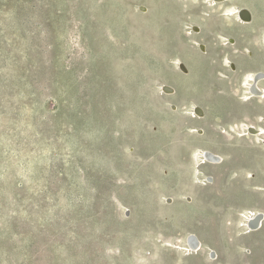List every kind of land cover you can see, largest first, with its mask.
Wrapping results in <instances>:
<instances>
[{
	"label": "rangeland",
	"instance_id": "374dc122",
	"mask_svg": "<svg viewBox=\"0 0 264 264\" xmlns=\"http://www.w3.org/2000/svg\"><path fill=\"white\" fill-rule=\"evenodd\" d=\"M263 39L264 0H0V264H264Z\"/></svg>",
	"mask_w": 264,
	"mask_h": 264
},
{
	"label": "bare ground",
	"instance_id": "6f19581e",
	"mask_svg": "<svg viewBox=\"0 0 264 264\" xmlns=\"http://www.w3.org/2000/svg\"><path fill=\"white\" fill-rule=\"evenodd\" d=\"M214 1H217V0H214ZM218 1H223V0H218ZM245 11L246 12V15H242L241 12ZM242 15V16H241ZM247 16V17H245ZM239 18L242 20V21H252L254 16H253V13L250 9H247V8H243L241 11H240V14H239ZM197 27H195L196 29ZM231 42V40H229V43ZM179 64H181L182 66H185V71H186V74H189L190 72V64L188 63V61H180ZM252 81L253 83L250 84V91L249 93L252 94V96H263L264 97V88L259 85L262 84V81H264V72H257L255 74H253V78H252ZM166 88L169 89V93H177V89L176 88H173V87H169V86H166ZM196 111V113H198L201 117L200 118H204L205 117V110L202 108V107H199V106H194L193 107ZM260 121L264 122V117H261L260 118ZM245 133L251 135V136H262L264 134V127L262 126H258V125H250V126H246L245 127ZM264 139V138H263ZM264 143V140L262 141ZM205 151V155L207 156V158L209 156H211L210 153H213V154H216V155H219L222 160H223V156L215 151H212L210 149H202L200 150V152H204ZM210 152V153H208ZM202 156V155H201ZM253 176V175H252ZM252 210V209H251ZM255 211H258V210H255ZM260 212V211H258ZM258 223V219L257 218H254V217H250L249 218V222H248V226H249V230H255L253 227ZM263 225V221L260 222V225L258 227V229H260ZM247 227V226H246ZM256 229V230H258ZM251 232V231H250ZM188 239V244L193 247V245H199V248L198 249H202L205 247V245L202 243V241L200 240L199 236L195 233H189L187 235ZM195 237L197 238L195 240ZM195 243V244H194ZM211 256L212 258H218V254L216 251L212 250L211 251Z\"/></svg>",
	"mask_w": 264,
	"mask_h": 264
},
{
	"label": "built area",
	"instance_id": "2783aa9c",
	"mask_svg": "<svg viewBox=\"0 0 264 264\" xmlns=\"http://www.w3.org/2000/svg\"><path fill=\"white\" fill-rule=\"evenodd\" d=\"M161 89H162V91L164 93H168L169 94V92H166L163 89V85L161 86ZM191 115H192V117H197V118L201 117L198 113H196L194 108H192ZM208 153H210V152H208ZM210 154H211V156H209L207 158V156L205 155V151L204 152H200L198 150L196 166H204V165H207V164H219V163H221L223 161L222 158L219 155H216V154H213V153H210ZM201 181L204 184H211L214 181V176L212 174H204ZM187 201H189V199H187ZM239 215L243 218L242 226L244 228V232L245 233H249L251 231V230H249V226H248V222H249V218L250 217H254V218L258 219V223L253 227L255 230H252V231H256V229H258L261 221L264 222V212H261V211L258 212V211H255V210H249V211L241 212ZM187 239H188V237H187ZM187 239H186V246L184 248L185 251H186L185 252L186 254L197 253L198 251L201 250V249H198L199 248L198 244L197 245H193V247H191L188 244ZM196 239L197 238L195 237V240ZM211 251L212 250H210V252L208 253V256H210V257H212L211 256Z\"/></svg>",
	"mask_w": 264,
	"mask_h": 264
},
{
	"label": "flooded vegetation",
	"instance_id": "af4514ba",
	"mask_svg": "<svg viewBox=\"0 0 264 264\" xmlns=\"http://www.w3.org/2000/svg\"><path fill=\"white\" fill-rule=\"evenodd\" d=\"M247 8V7H246ZM239 19V17H238V15H236V21L239 23V24H241V25H249V24H251L252 23V21H250V19H249V21H247V22H241V20H238ZM245 23V24H244ZM228 36H231V38L233 39V41H231L229 44H227V42H226V40H225V42H223V44H226V45H228V46H231V47H235V46H237V44H238V38H237V36L234 34V35H228ZM226 39V38H225ZM263 45H264V39H263ZM244 50L246 51V55L248 56V57H252L253 56V51L251 50V49H248V48H244ZM231 61V63L233 62V63H235V64H237V62L234 60H230ZM238 65V64H237ZM238 67L239 66H235L234 68H235V70L233 69V66H231V65H229V70L231 71V72H236L237 70H238ZM258 70V69H257ZM256 71V70H255ZM254 71H252V73H253ZM251 74V73H250ZM249 78H250V76H249ZM248 78V79H249ZM262 86L264 87V84H262ZM247 88V87H246ZM214 182V181H213ZM212 182V183H213Z\"/></svg>",
	"mask_w": 264,
	"mask_h": 264
},
{
	"label": "crops",
	"instance_id": "0c3cea01",
	"mask_svg": "<svg viewBox=\"0 0 264 264\" xmlns=\"http://www.w3.org/2000/svg\"><path fill=\"white\" fill-rule=\"evenodd\" d=\"M253 13V12H252ZM254 15V14H253ZM199 29H200V27H199ZM200 31H201V29H200ZM188 63H189V61H188ZM190 64V63H189ZM199 65V64H198ZM191 70H192V68L190 67V72H189V74H188V76L191 74ZM176 89H177V86H176ZM178 90V89H177ZM171 98V97H170ZM171 100V99H170ZM172 101V100H171ZM173 102V101H172ZM192 104H200V103H193L192 102ZM205 117H207V115H205ZM204 117V118H205ZM204 118H201V119H204ZM206 148H212V147H210V146H207V145H204V146H201V147H198L197 149H199V151L200 150H204V149H206ZM213 149V148H212ZM214 151H216L215 149H213ZM215 166H217L216 164H212V165H209V166H207V167H210V168H212V169H214V167ZM214 183V182H213ZM212 184V183H211ZM263 226V225H262ZM262 228V227H261ZM260 228V229H261ZM260 229H258V230H260ZM251 232H252V230H251ZM203 258L205 259V260H208L207 259V257H206V255H203Z\"/></svg>",
	"mask_w": 264,
	"mask_h": 264
},
{
	"label": "water",
	"instance_id": "95a60500",
	"mask_svg": "<svg viewBox=\"0 0 264 264\" xmlns=\"http://www.w3.org/2000/svg\"><path fill=\"white\" fill-rule=\"evenodd\" d=\"M179 67H180V69H181L183 72H185V73H186V71H185L184 67H183L181 64H179ZM163 89H164L166 92H170V91H169V89H168V88H166V86H164V85H163Z\"/></svg>",
	"mask_w": 264,
	"mask_h": 264
}]
</instances>
